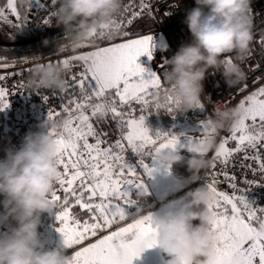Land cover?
I'll return each instance as SVG.
<instances>
[{"label":"snow or ice","instance_id":"snow-or-ice-1","mask_svg":"<svg viewBox=\"0 0 264 264\" xmlns=\"http://www.w3.org/2000/svg\"><path fill=\"white\" fill-rule=\"evenodd\" d=\"M6 2L11 14L21 18L15 0ZM52 3L55 4L56 0H52ZM37 6L43 7L39 0ZM141 8L146 9L147 5L141 3ZM140 15H143L142 11L133 12V19L126 21L127 26H131ZM2 16L3 10H0ZM49 23L48 20L44 21V24ZM99 27L102 30L112 28L113 31L97 33L93 29L89 36L108 41V46L60 61L69 71L75 66L73 62H82V70L68 84L70 93L60 97L58 110L50 109L48 112V120L53 122L54 117L61 113L66 115L62 130H52L59 146L56 161L59 172L56 187L51 193V200L59 209L58 231L62 233L66 247L72 249L73 246H81L65 264H133L134 259L139 258L146 249L158 245L153 215L128 213V206L136 203L131 198L128 186L147 192L144 178L151 177L155 170L150 165L156 159V153L161 149L175 150L179 144L175 135L161 132L150 134L144 114L137 118L131 112L126 114L121 110L136 102L142 106L143 113L145 108L152 106L148 99L150 96L157 109L173 114L180 108L181 102L172 95V90L161 89L158 73L138 62L141 56L146 55L149 60L153 58V36L113 42L117 36H127V31H122L121 25L115 21L100 24ZM260 43L264 44V41ZM85 46L81 43L74 45L76 48ZM160 66L163 67V64ZM6 67L9 65L0 61V68ZM4 79L5 76H0V80ZM5 95L6 89L0 88V110L8 107L4 102ZM44 100L47 103L49 97L45 96ZM202 107L200 104L195 106ZM238 107L243 109V115L232 124L230 137L219 143L213 157V168L216 161L226 166L235 152L246 148L256 149L258 145L264 148V86L247 95ZM108 113L127 131L114 144L102 147L105 141L93 127L90 118L103 117ZM249 120L251 123H246ZM202 131L205 133L203 139L196 138L189 143L191 151L201 156L207 151L203 145L210 141L208 133L215 132V128L209 122H202ZM90 137L94 143L89 142ZM124 141L127 142V149L140 157L139 167L143 175L125 159ZM230 141L236 142L235 148L227 147ZM146 156L151 157L150 164L144 162ZM252 158L260 161L259 167L264 171V160H260L258 154ZM211 175V182L206 185L211 198L206 207L212 214V220L207 225L212 236V255L207 264H264V232L259 230L264 220L257 216V211L264 212V208L255 209L246 197L219 191L216 176ZM224 176L235 189L236 185L231 183L235 177L228 176L226 172ZM73 206L83 210L82 214L70 213L69 209ZM129 218L131 222L125 226L108 231ZM254 220L259 221L258 228L253 226ZM105 231L108 234L98 236V233ZM90 237L97 238L95 242L83 246ZM180 264L188 262L184 260Z\"/></svg>","mask_w":264,"mask_h":264},{"label":"clouds","instance_id":"clouds-1","mask_svg":"<svg viewBox=\"0 0 264 264\" xmlns=\"http://www.w3.org/2000/svg\"><path fill=\"white\" fill-rule=\"evenodd\" d=\"M251 3L252 0H195V7L187 10L184 19L191 42L181 44L164 61L162 78L183 109L203 105L202 97L208 100L213 104L208 122L216 129L238 121L243 109L212 101L204 94V81L209 70L221 75L229 88L246 79L244 63L253 41ZM58 4V24L65 31H75L74 40L78 42L88 38L98 24L111 21L120 12L122 0H58ZM177 7L176 2L173 10ZM66 83L64 66L45 62L32 67L26 87L32 92L62 91ZM46 126L47 131L27 132L21 146L6 150L0 159V264H65L63 251L45 250L39 239L41 215L55 208L51 193L59 172V146L52 130L59 131L63 122L48 120ZM209 147L211 141L203 145L205 149ZM156 159L171 166L184 157L175 150L161 149ZM187 165L195 181V174L206 166V161L192 156ZM145 193L144 189L138 191L140 196ZM185 195L187 201L182 206L176 208L175 201H170L165 205L168 210L154 219L158 246L172 257L170 264L184 260L188 264H207L212 255V236L207 230L212 214L206 207L211 193L198 186ZM259 230L264 232V224Z\"/></svg>","mask_w":264,"mask_h":264},{"label":"built area","instance_id":"built-area-1","mask_svg":"<svg viewBox=\"0 0 264 264\" xmlns=\"http://www.w3.org/2000/svg\"><path fill=\"white\" fill-rule=\"evenodd\" d=\"M176 2L179 7L173 10ZM141 3L147 5V8H141ZM40 4L43 7L35 5L28 14L25 29L30 36L24 41L39 39L64 30V27L58 24L56 16V9L59 6L58 0L55 4L52 3V0H44ZM193 7H195V0H122L120 12L111 21L119 23L121 30L127 31L128 35L124 37L117 36L113 42L136 39L144 35H152L154 42L161 41L163 48L154 51L152 53L153 58L148 60V63L150 69L156 71L160 76L161 86L168 87L162 78L164 61L174 55L181 44L191 42V33L184 23V19L187 10ZM251 9L253 41L250 47V55L244 63L247 73L246 79L235 87L229 88L221 75L213 74L209 70L204 81V94L209 96L212 101H220L228 107H235L241 98L264 82V44L260 43L264 41V0H252ZM136 11H142L143 15L136 17L131 26H127L126 21L133 19V12ZM170 12L171 14H169ZM45 20L50 23L44 24ZM96 30L97 33L113 31L112 28L102 30L99 26ZM108 43V41L92 37L87 47L83 49H66L55 56L40 58L31 63L19 64L10 69H0V76L6 77V79L0 80V88L6 89L4 102L8 104L11 123L16 128H22L27 122L36 117L48 116L50 109L58 110L59 108L61 91L39 89L37 92H32L26 87L27 78L36 63L56 62L61 64L60 61L78 55L82 50H94L97 47L108 46ZM228 55L230 58L231 54ZM161 64H163V67L160 66ZM74 65L70 71L65 69L66 85L71 83L73 78L77 77L79 71L82 70L79 64ZM45 96L49 97L47 103L44 100ZM202 100V108L185 110L184 117L189 127L208 122L212 114L213 104L203 97ZM90 122L100 134L101 139L105 141L102 144L103 146L114 144L116 140L121 139L122 133L110 114L103 117L99 115L91 117ZM215 130L222 135L225 129L215 128ZM224 136L228 137L229 135L225 133ZM89 142L94 143L95 141L90 137ZM124 143L126 146V151L123 154L125 159L130 165L136 166L137 172L143 175L137 159L127 149L126 141ZM257 154L260 160H264V148L258 145L256 149L246 148L241 152L233 153L226 166L216 161L214 168L212 167L214 156L206 155L204 157L206 166L195 174L196 180H192L190 187L198 183L207 185L211 182V174H215L218 181L216 187L219 191L237 197H246L255 209L264 208V171L259 167L260 161H254L252 158ZM246 156L247 159H245ZM225 172L228 176L235 177L231 181L236 185L235 189L225 179ZM262 215H264V212L257 211L258 217ZM2 228L3 226L0 225V230Z\"/></svg>","mask_w":264,"mask_h":264},{"label":"trees","instance_id":"trees-1","mask_svg":"<svg viewBox=\"0 0 264 264\" xmlns=\"http://www.w3.org/2000/svg\"><path fill=\"white\" fill-rule=\"evenodd\" d=\"M6 7H7L6 0H0V10L4 11L6 10ZM23 21L25 22V20ZM24 22L21 23L17 21L16 23H12L10 25L7 23L0 22V61L7 63L9 67H13L23 63H31L39 60L40 58H48L51 56H55L60 54L62 51L66 49H70V50L83 49L87 46L76 48L74 47V45L77 43L88 45L92 39V37L89 36L88 38L77 42L74 40L75 31L63 30L57 34L49 35L32 41L23 42L30 36L25 31L23 32ZM73 64H79V62H73ZM161 89L170 90L169 87H163V86H161ZM70 91L71 89L68 87L67 84L65 88L61 91V97L66 96L67 94L70 93ZM155 91L156 90H153V92ZM172 95L174 94L172 93ZM148 99L150 100V102H152V106L145 108L143 113L148 112V110L151 112L150 117L152 118L150 119V121L156 123H168L170 120L173 121L177 119H184L185 109H183L182 105H180V108L172 114L167 112L166 110L157 109L154 106L153 98L151 96L148 97ZM160 99L161 102H163L162 92ZM139 106L141 105L135 104L136 108ZM128 107L129 106L123 107L121 110L124 112L125 109H127ZM154 110H156L155 114H154ZM140 113H142L141 109H136L131 114L132 116L136 117ZM10 116L11 113L9 107L0 110V159L4 158L6 150L18 149L21 146L23 137L27 132L47 130L46 125L48 121V116L36 117L33 120L27 122L22 128H16L11 123ZM65 118L66 115L61 113V115L54 117V120L64 123ZM61 129L62 128H60V130ZM229 144L232 147L231 142ZM192 156H197V155L184 156V160L182 162L171 165L170 169L173 172V174L178 177L185 178L190 182H192L193 180L192 177L194 173L189 171L187 165V160ZM139 197L147 201L148 203L151 201L150 194H144L143 196H139ZM152 206L153 204L149 203L144 208V210ZM71 208L73 210L70 213L82 214L83 212V210L79 209L78 206H73ZM58 210L59 209L55 204V208L51 212H45L41 215V223L39 226V239L43 248L48 249L51 245L50 244L51 241L50 240L45 241L43 239L44 238L43 235L46 231H48L49 229H51L52 227L58 224V221L55 218ZM261 217H263V215L259 216L260 219ZM252 223L258 227L259 221L254 220L252 221ZM42 240L44 242H42Z\"/></svg>","mask_w":264,"mask_h":264},{"label":"crops","instance_id":"crops-1","mask_svg":"<svg viewBox=\"0 0 264 264\" xmlns=\"http://www.w3.org/2000/svg\"><path fill=\"white\" fill-rule=\"evenodd\" d=\"M42 1L43 0H39V2H42ZM35 4H37V2H35L33 5H35ZM24 24H25V22H24ZM23 29L25 30V28H23ZM162 47H163V44H162ZM146 62L148 63V60ZM7 68H10V67L2 68V70L7 69ZM149 69H150V67H149ZM153 90H155V89H152V91ZM140 114H142V113H140ZM184 120H185V118H184ZM173 121L170 120L168 122V124H170L169 127H171V129H173V130H178V128L175 124L171 125V123H173ZM185 122H186V120H185ZM147 124L150 127V134H152V135H155L157 132L162 131L161 126L164 125V123L152 122V121H150V119L148 120ZM186 124H187V122H186ZM187 126L189 127L188 124H187ZM119 129H120L121 133H126V131H127V129L123 130L120 127H119ZM215 132H216V130H215ZM208 134H209V137L212 138L213 132H210ZM101 146L105 147L103 145H101ZM132 154L139 161L140 157H138L133 152H132ZM188 155H196V154L187 153L186 155H182V156L184 157V156H188ZM144 158L148 159V161H146V163H149V164L151 163V159H149V156H146ZM150 166L153 167L155 170L153 171V174L151 177L145 176L144 183L148 189V192H146L145 194H150L151 201L149 203L153 204V206L144 210V208L149 203L139 197L140 195H138V190L134 186H128V190L131 193V198L136 201L135 204L129 205L127 208V211L130 215L136 214L137 216H142V215H147L148 213H151L153 215L154 219L159 218L168 210L165 207V205H167L170 201H175V207L179 208L180 206H182L187 201V197L185 194L190 189L196 188L198 186L206 187L205 184H200V183L195 184L194 186L190 187L192 182H190L189 180H187L185 178L178 177V176L174 175L170 169V166L163 165L159 161L152 162ZM142 173H143V171H142ZM129 178H131V177H129ZM203 207H205V206L202 205L201 208H203ZM83 218H86V216H83ZM261 220H264V216L261 217ZM128 222H131V218H129L127 221L120 222L119 225H114L113 228L108 230V231H114V230H116L117 227L125 226V224ZM193 223L199 224L200 221H194ZM59 226L60 225L58 222L57 225H55L54 227L51 228V231L53 232V230H55L54 233L58 234V235H54L51 233L53 235L51 237V243H50L51 245L46 250H51L53 248L60 249L61 251H63L64 256H65V261H66L72 256V254L75 251L79 250V248L81 246L80 245L73 246L72 249L66 247L64 244V239H63L62 233H60L57 230V228H59ZM255 227H257V226H255ZM258 227H259V223H258ZM105 234H108V232L105 231L103 233H98V236H102ZM43 237H44L43 239L45 241L49 240L50 235H49L48 231H46L44 233ZM96 238L97 237H90L88 240L84 241L83 246H86L88 243L95 242ZM54 244L56 245V247H54ZM148 252L150 254L156 255V260H158V258L161 254L163 256L168 254L162 248H160L158 245L153 247V248H150ZM136 259H134L133 263H135ZM171 260H172V257L168 254L167 263L170 264Z\"/></svg>","mask_w":264,"mask_h":264},{"label":"rangeland","instance_id":"rangeland-1","mask_svg":"<svg viewBox=\"0 0 264 264\" xmlns=\"http://www.w3.org/2000/svg\"><path fill=\"white\" fill-rule=\"evenodd\" d=\"M16 2V6H17V9H18V12L20 13V17L21 18H17V16L15 15H12L11 14V11L10 9H8L6 7V10L3 11V16L0 17V22L2 23H7V24H12V23H16L17 21L18 22H21L23 23L24 21L23 20H26L27 19V16H28V13L30 11V9H32L33 7V4L35 2H37V0H15ZM24 28V27H23ZM24 32V30H23ZM155 43V47L153 49V52L154 51H158V50H161L162 47V42L161 41H158V42H154ZM95 50V49H94ZM88 51H93V50H82L79 54H82V53H86ZM78 54V55H79ZM149 60V58L145 55V56H141L139 57L138 59V62L145 68L149 69V63H147L146 61ZM82 62H79V64H81ZM150 70V69H149ZM264 86V82L262 84H260L259 86H257L255 89H253L252 91H250L249 93H247L243 98H241L235 107H238L239 105V102L243 99H245V97L249 94H251L252 92L256 91L259 87H262ZM117 102H118V98H117ZM135 104H137L136 102H133L127 109H125L124 113H128V112H134L136 109H141L142 106H139V107H135ZM156 113V110H154V114ZM110 115H112L111 113H108ZM146 116V119H145V124L146 126L149 128L150 130V127L148 126L147 122L149 119H151L152 117H150V114L151 112L148 110V112L146 113H142ZM141 115V114H140ZM137 118L139 116H136ZM126 118H130V117H126ZM116 123L117 125L121 128L120 126V123L118 120H116ZM246 123H251V121H246ZM172 124H175L178 128V130H173L171 129L170 124L168 123H164V125L161 126L162 128V131H160L161 133H167L169 135H175L178 137L179 139V144L177 145L175 151L178 152L179 154L181 155H186L187 153H193V154H196L198 158H201L204 160V157L206 155H211V156H215V152H216V149L219 145V143L225 139V138H228L230 137L231 135V128H232V124L230 123L229 126L227 128H225L224 130V134L227 133L229 136L228 137H225L224 134H218L217 132H213V135H212V138H210V141H211V147L207 148V151L205 152V154L203 156L201 155H198L197 153L191 151L190 147H189V143L190 141H195L196 138L198 139H203L204 138V135L205 133L202 131V124L201 125H198V126H195V127H188L185 120L184 119H177V120H174ZM167 127V128H166ZM167 130H166V129ZM42 129V128H40ZM122 129V128H121ZM126 129V128H125ZM123 129V130H125ZM48 130V129H47ZM46 130V131H47ZM60 130V129H59ZM62 130V129H61ZM60 130V131H61ZM209 136V134H208ZM231 144H232V147L230 146V144L227 145V147H230V148H235L236 147V142L234 141H230ZM229 142V143H230ZM149 159H151V157L149 156ZM138 161V160H137ZM146 161H148V159L144 158V162L146 163ZM158 161L157 159L153 160L152 162H156ZM139 163V161H138ZM142 170V169H141ZM143 171V170H142ZM147 192H148V189H147ZM73 209L70 207L69 211L71 212ZM55 218L57 219V215L55 216ZM253 226H256L253 224ZM258 228V227H257ZM53 230V229H52ZM58 230V228H57ZM55 230H53V232L51 231V229L48 230V233L50 235V238L49 240L51 241V235L54 234V235H58V234H55L54 233ZM52 233V234H51ZM53 236V235H52ZM42 242H44L42 240ZM42 245V244H41ZM54 247H56V245L54 244ZM46 250V248H44ZM149 249H146L139 258L136 259L135 263L133 264H168L167 263V260H168V254L163 256L162 254L159 256L158 260H156V255H153V254H150L149 252Z\"/></svg>","mask_w":264,"mask_h":264},{"label":"water","instance_id":"water-1","mask_svg":"<svg viewBox=\"0 0 264 264\" xmlns=\"http://www.w3.org/2000/svg\"><path fill=\"white\" fill-rule=\"evenodd\" d=\"M98 26H99V24L97 25V27H98ZM97 27H96V28H97Z\"/></svg>","mask_w":264,"mask_h":264}]
</instances>
